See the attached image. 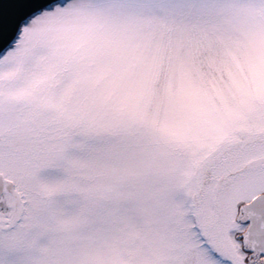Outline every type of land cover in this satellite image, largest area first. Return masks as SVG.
Wrapping results in <instances>:
<instances>
[{"label": "snow or ice", "instance_id": "obj_1", "mask_svg": "<svg viewBox=\"0 0 264 264\" xmlns=\"http://www.w3.org/2000/svg\"><path fill=\"white\" fill-rule=\"evenodd\" d=\"M0 264H264V0H0Z\"/></svg>", "mask_w": 264, "mask_h": 264}]
</instances>
